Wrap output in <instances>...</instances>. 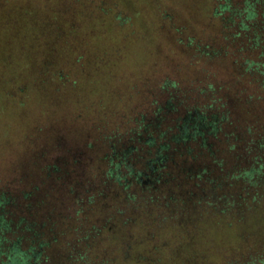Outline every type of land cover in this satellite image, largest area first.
<instances>
[{
  "label": "trees",
  "instance_id": "obj_1",
  "mask_svg": "<svg viewBox=\"0 0 264 264\" xmlns=\"http://www.w3.org/2000/svg\"><path fill=\"white\" fill-rule=\"evenodd\" d=\"M245 3L244 27L257 18L260 37L253 39L255 59L234 72L254 77L255 96L242 104L231 84L204 100L205 90L186 92L165 80L122 131L91 140V130L81 154L20 173L17 186L0 190V264H264V241L249 238L256 216H264V0ZM20 14L27 26L35 20L33 10ZM192 45L201 47L198 64L217 56ZM101 85L95 92L103 102L90 108L107 113L119 95L104 99ZM69 86L70 79L57 88ZM22 95L11 98L20 108L29 98ZM207 246V257H199Z\"/></svg>",
  "mask_w": 264,
  "mask_h": 264
},
{
  "label": "rangeland",
  "instance_id": "obj_2",
  "mask_svg": "<svg viewBox=\"0 0 264 264\" xmlns=\"http://www.w3.org/2000/svg\"><path fill=\"white\" fill-rule=\"evenodd\" d=\"M4 1L0 0V106L6 109L0 107V190L17 186L20 173L35 164L39 167L75 151L81 154L91 130V140L117 128L122 131L149 108L165 80L179 83L186 92L205 90L204 100L231 84L242 104L257 93L254 77L234 72L240 63L255 59L257 18L244 27L245 2L255 0H10L8 6ZM227 1L233 11L222 14ZM22 9L35 11L28 26ZM55 17L59 21L53 22ZM70 30L75 35H68ZM193 43L212 54L218 51L217 56L203 55L198 64L201 47ZM54 73L63 77L60 83L51 79ZM69 79L71 86L57 88ZM98 81L104 99L119 95V103L107 113L90 108L103 102L95 92ZM23 93L29 98L19 100L26 103L20 108L14 98ZM98 123L100 129H95ZM256 218L259 223L249 238L264 241V216ZM218 248L214 243V250ZM210 250L201 248L199 257L206 258ZM246 257L226 260L241 262Z\"/></svg>",
  "mask_w": 264,
  "mask_h": 264
}]
</instances>
